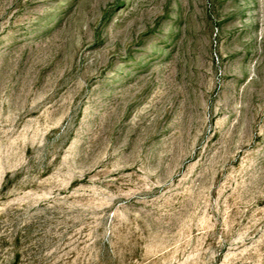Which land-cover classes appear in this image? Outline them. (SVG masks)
Returning a JSON list of instances; mask_svg holds the SVG:
<instances>
[{
    "label": "rangeland",
    "instance_id": "rangeland-1",
    "mask_svg": "<svg viewBox=\"0 0 264 264\" xmlns=\"http://www.w3.org/2000/svg\"><path fill=\"white\" fill-rule=\"evenodd\" d=\"M0 264H264V0H0Z\"/></svg>",
    "mask_w": 264,
    "mask_h": 264
}]
</instances>
